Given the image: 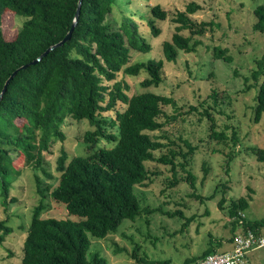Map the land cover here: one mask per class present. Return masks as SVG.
Segmentation results:
<instances>
[{
    "label": "trees",
    "instance_id": "16d2710c",
    "mask_svg": "<svg viewBox=\"0 0 264 264\" xmlns=\"http://www.w3.org/2000/svg\"><path fill=\"white\" fill-rule=\"evenodd\" d=\"M78 2L0 0V96L16 70L65 38L72 27ZM117 4V0H83L71 40L50 52L40 63L19 71L1 100L0 194L5 207L9 203L11 184L20 174L13 165L15 158L24 159L26 168L39 169L43 153L49 151L52 143L66 140L62 127L67 119L89 123L93 128L77 137L87 146L89 154L70 158L63 149L57 162L60 173L57 184L45 188L51 199L65 208L67 218H43L42 201L34 209L21 264H108L100 254L88 255L89 236L106 238L115 234L124 220L135 221L142 215L141 198L135 192L148 180L153 182L151 176L155 174H151L148 163L170 165L175 176L171 186L179 182L177 169L184 171L186 176L180 181L195 189V177L188 167L197 147L182 140L187 151L177 145L179 151L171 149L168 155L155 157V152L167 145L152 134L162 131L163 119L168 118L166 108L175 106V101L148 89L158 88L164 81L165 61H176L179 51L194 52L197 42L192 45V38L202 35L208 24L195 23L190 16L200 7L189 5L186 11L172 17L178 26L172 39L163 43L164 58L130 64L133 51L146 54L153 47L131 16H122L116 30L109 26L108 17L113 15ZM151 12L163 21L170 16L160 6L153 7ZM254 15V31L263 35L264 4L255 9ZM17 17L23 22L20 28L14 29ZM184 30L190 31L191 36L182 35ZM160 32L156 29L153 33ZM226 54L225 49H215L216 59L231 63V57ZM142 72L147 74L140 83L144 91L130 95L131 86L118 78L120 75L138 77ZM245 82H252L246 92L252 88L257 90L254 123L258 124L264 117V56ZM210 98L217 106L219 95L213 93ZM201 115L211 123L210 141L227 144L226 134L215 129L212 109H204ZM102 141L112 147L100 146ZM232 141L235 147L236 132ZM171 145L176 144L171 142ZM254 153L264 161L263 149ZM178 158L181 162L177 164ZM37 182L39 185L38 178ZM247 207L248 201L243 198L232 203L233 224L240 225V212ZM177 214L182 216L181 212ZM244 227V232L262 234L264 219L245 223ZM12 232L7 221H0V246ZM234 237L230 242L234 243ZM211 243L212 240L202 255L184 264H199L215 254ZM139 249L137 246L133 255L136 264H149L139 255Z\"/></svg>",
    "mask_w": 264,
    "mask_h": 264
},
{
    "label": "rangeland",
    "instance_id": "374dc122",
    "mask_svg": "<svg viewBox=\"0 0 264 264\" xmlns=\"http://www.w3.org/2000/svg\"><path fill=\"white\" fill-rule=\"evenodd\" d=\"M117 3L113 15L108 17L109 26L116 30L122 16H131L153 47L146 54L133 51L130 64L163 59V43L172 39L178 26L172 17L186 11L189 5L200 7L190 16L192 20L198 25L208 24L202 35L192 38V45L197 42L194 52L179 51L176 61H165L164 81L158 88L148 89L175 101V106L166 108L168 118L163 119L162 131L152 134L167 145L155 152V157L168 155L171 149L179 151L177 145L187 151L185 140L197 147L188 167L195 177V189L180 181L186 176L184 171L177 169L179 182L171 186L175 178L171 166L148 163L151 174H155L151 176L153 182L148 180L135 192L141 198L142 215L135 221L124 220L119 230L106 238L89 236L88 255L100 254L108 264H136L133 255L138 246L139 255L149 264H184L202 255L210 240L215 254L232 253L234 245L230 240L234 235L244 234V224L264 219V161L254 153L257 149L264 150V117L254 123L257 90L245 91L252 83L247 84L246 78L264 56V34L254 31V11L264 0H117ZM155 6L168 12L169 18L164 21L155 18L151 12ZM22 22L17 17L14 29L20 28ZM156 29L160 34L153 33ZM181 34L191 36L188 30ZM216 48L227 50L232 62L216 59ZM145 78L147 74L142 72L138 77L120 75L118 81L126 80L131 86L130 95H135L144 91L140 83ZM213 93L219 95L217 106L210 98ZM192 107L196 110L192 111ZM207 108L212 109L216 131L228 137L227 144L210 141L211 123L201 115ZM89 129H93L89 123L67 119L62 127L66 140L52 143L49 151L43 153L39 169L26 168L24 159H14L13 165L20 174L11 184L7 207L2 205L0 194V221H7L13 230L0 246V264H21L34 209L42 201L43 218H67L65 208L54 202L45 188L57 184L60 175L57 162L63 149L70 158L89 154L87 146L77 138ZM233 132L238 138L235 147ZM100 146L112 147L105 141ZM180 162L178 158L176 163ZM242 198L248 201V207L240 212L241 218L245 215L242 223L240 219V225H235L230 208ZM174 213L177 216H172ZM246 263L264 264V249L250 251Z\"/></svg>",
    "mask_w": 264,
    "mask_h": 264
},
{
    "label": "built area",
    "instance_id": "2783aa9c",
    "mask_svg": "<svg viewBox=\"0 0 264 264\" xmlns=\"http://www.w3.org/2000/svg\"><path fill=\"white\" fill-rule=\"evenodd\" d=\"M233 245L232 253L212 254L201 260L199 264H247L246 256L250 251L264 249V235L247 231L235 236Z\"/></svg>",
    "mask_w": 264,
    "mask_h": 264
},
{
    "label": "water",
    "instance_id": "95a60500",
    "mask_svg": "<svg viewBox=\"0 0 264 264\" xmlns=\"http://www.w3.org/2000/svg\"><path fill=\"white\" fill-rule=\"evenodd\" d=\"M82 3H83V0H79L78 2V7H77V10H76V14L74 16V19H73V23H72V27L70 29V31L67 33V35L65 36V38L59 42L58 44L54 45V46H51L45 53H43L39 58H37L36 60H34L33 62L25 65V66H22L21 68H19L18 70H16L11 76L10 78L6 81L5 85H4V88L2 90V93H1V96H0V103H1V100L4 96V94L6 93L7 89H8V86L10 84V82L15 78V76L17 75V73L21 70H24L26 68H28L29 66H32V65H36L38 63H40L42 61V59L44 57H46L50 52L56 50L57 48L59 47H62L63 45H65L67 42H69L73 36V33H74V30L76 28V26L78 25V22H79V17H80V14H81V10H82Z\"/></svg>",
    "mask_w": 264,
    "mask_h": 264
},
{
    "label": "clouds",
    "instance_id": "9594fccd",
    "mask_svg": "<svg viewBox=\"0 0 264 264\" xmlns=\"http://www.w3.org/2000/svg\"><path fill=\"white\" fill-rule=\"evenodd\" d=\"M244 218H245V215H244V217L241 219V223H242V221L244 220ZM248 231H250V230H248ZM245 233V232H244Z\"/></svg>",
    "mask_w": 264,
    "mask_h": 264
}]
</instances>
